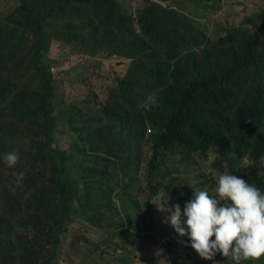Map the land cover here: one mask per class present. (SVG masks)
Instances as JSON below:
<instances>
[{"label":"clouds","instance_id":"9594fccd","mask_svg":"<svg viewBox=\"0 0 264 264\" xmlns=\"http://www.w3.org/2000/svg\"><path fill=\"white\" fill-rule=\"evenodd\" d=\"M15 1L16 5L8 12H12L19 4L18 0ZM114 1L118 6V11L130 21L136 32L140 22H149L146 19L149 3L158 4L163 9L174 11L178 17L181 16L170 4V0L162 1V3L156 0ZM72 9L79 11L80 6H73ZM76 15L77 13L71 14L66 22L60 18H51L52 16L45 20H52L50 29L63 35L69 29L80 30L81 21ZM261 15L260 12L251 19L257 20V17ZM155 19L156 17H151V21L154 22ZM185 23L194 29L190 22L185 21ZM234 27L238 30H247L249 34H254L256 31L255 22L252 24L250 19ZM229 33L224 30V34L218 38L222 39ZM45 34L48 39L45 52H49L48 57L53 60L52 65L48 68V75L53 77L52 75L56 72L58 74L60 72L54 69L55 58L50 54H54L56 47H61L63 42L59 39L60 37H54L49 33ZM100 36L104 38L103 35L100 34ZM118 36L116 32L111 33V38H118ZM201 36L205 35L202 34ZM195 38L198 45L183 49L186 54L180 55V58L177 59L181 60L182 73L178 83H171L169 93L176 101L175 116L182 123L188 122V125L195 126L202 123L206 117L210 119V123L213 120L218 121L212 128L210 127L214 133L215 142L210 145L205 155L203 156L199 151L192 149L191 142L184 132L185 127L182 125L177 124L175 126L183 134L181 140L166 138L161 128L164 124L161 116L166 112L165 105H160L156 119L144 121L145 132L140 139L134 131L135 135L130 137L125 125H121L109 110L108 93L115 86L110 88L106 94L103 105L93 110H85L77 105L72 106L63 103L55 96L54 90L51 88L57 120L56 135L59 124L70 126V129L77 131L76 136L68 145L71 152L63 151L61 154L65 153L67 159H74L85 166L86 161L90 162L94 158L93 153L82 156L80 149L76 148L74 143L82 146L88 152H95V145L93 144L102 141L103 134L108 135L107 140H110L111 144L112 142L121 143L124 154L117 161V167L112 171L109 168L104 176L95 173L80 177L82 170L94 168V163L90 167L86 166V168L77 171L75 173L77 175L71 179L68 177L64 163L67 178L77 183L71 197L65 202V208L59 206L58 191L55 190V186L52 197L49 199L42 197V194H45L42 186L45 184L42 185V181H38L40 177L32 178L27 182L26 173L19 172L15 174L17 181L12 184H8L5 180L3 184L10 188L11 192L5 193L0 189V221L7 224L5 235L13 237L11 242L15 248L19 247L17 242L21 239H28L33 242L28 236L36 230H39L40 237L34 236L37 238L34 244H38L41 241L43 229L54 227L57 230L52 235L50 242H41L58 255L61 237L69 227V215L75 212L74 203L77 201H80L84 208L82 214L85 215V222L93 227H103L101 223L104 221V215L98 209L102 207L100 201L103 199L102 189L105 187L109 190L104 192L106 202L103 212L111 214L104 232L100 235L97 246L92 252V257H96L97 264H100V261L101 264H136L135 252L141 253L146 249L158 246H162V252L167 257L169 254H174L176 264H180L177 261V256H182L188 262L190 261L188 255L194 258L196 254L204 260H210L204 264H215L219 260L215 256L219 253L224 257L226 264H246L245 261L259 260L264 256V155L259 157V165L263 166L262 171L257 170L258 157L247 154L237 159L235 171L229 172L225 167V158L228 157L233 160L235 155L232 152H225L224 149L234 142L237 122L228 111L232 103L228 102L229 99L223 105L222 111L219 109L214 117L211 115L212 107L210 104L216 96L227 98V93L231 91L233 82H231L230 74L227 71H218L220 57L216 53L217 48L208 49L205 47L203 39ZM95 40L96 47H89L85 56L89 57L90 54L106 56L107 52L102 49L103 42ZM260 45L264 48V37L260 41ZM65 46L67 47V42ZM218 46L219 43H217ZM229 48L234 49L233 45H229ZM77 52L74 50L72 54ZM233 56L237 59L242 57L236 50ZM42 65L40 64V66ZM68 115L72 116L71 122L66 119ZM259 131L264 134L261 127ZM56 135L52 144L55 149ZM156 136L157 139H155ZM154 141H160L162 144L161 151L156 158H154L153 150ZM127 149L129 150L128 153H126ZM144 150L148 151L151 159L148 173L145 175L147 178L145 190L139 186L141 173L139 167ZM208 154L217 157L212 164L214 171L207 174V176L213 177L208 178L209 181H213V185L206 187L193 184L190 187L188 176L197 170L200 161L206 159ZM220 160H223V163L219 164ZM3 161L9 168L18 167L20 164L19 152L17 150L7 152ZM223 169L225 171H222ZM44 171L45 163L43 162L39 164L36 173H29L31 177H34L38 172L43 174ZM256 171H258L259 178L252 182L249 179L251 174ZM47 172L49 177L58 178L57 174H52L51 166ZM113 189L121 191L119 193L121 200L119 208H112L107 199L111 196ZM208 189H213L214 192L209 193ZM34 194H37V201L27 204L26 200L29 201V198ZM159 195H163L165 198L164 207L161 208L156 204L159 211L155 213V216H150L148 215L151 208L150 201ZM88 196L91 200L90 203L86 202ZM95 203L98 205L92 207L91 204ZM21 207H32L33 212L30 217L15 222L14 217L18 215ZM165 212H169L170 215L166 217L163 215ZM28 218L29 222L26 224ZM35 218L43 226L42 228L31 223ZM162 221L163 223L170 222L175 232L183 237L173 238L188 248L186 253L181 252L179 248L175 250L171 242L172 238H155L151 235H154L155 232H162V227H164V224H161ZM60 222L63 229L62 233L58 235ZM55 224H58V227H55ZM141 236H146L147 239H142ZM115 239L118 240V243L114 242ZM58 261L59 259L55 260L54 264ZM161 262L165 264V261H160V264Z\"/></svg>","mask_w":264,"mask_h":264},{"label":"trees","instance_id":"16d2710c","mask_svg":"<svg viewBox=\"0 0 264 264\" xmlns=\"http://www.w3.org/2000/svg\"><path fill=\"white\" fill-rule=\"evenodd\" d=\"M18 1L19 4L12 12H4L0 9V116H7L2 105L6 100L11 99L14 103H19L17 117L24 124V137L21 138L20 145L7 152L17 150L20 161L29 158L31 167L45 163L43 174L38 172L31 177L28 172L26 181L40 177L38 181L45 183L42 187L48 197H52L55 186V190L58 191L59 206L65 208V202L71 197L77 183L66 176L63 164L67 155L65 153L59 155L60 153L52 146L57 120L51 87L46 84L45 89L41 91L31 89L28 84H19L11 75L3 74L1 69L4 51L8 46L19 54L33 52L37 57V64H43V71L48 70L53 60L48 57L49 52H45L48 39L43 29L45 24L50 25L52 21L45 20L49 16L66 22L71 14L77 13L76 17L81 21L80 31H85L88 38L102 41V49L107 52L105 54L107 57L115 55L133 61L124 76L118 79L115 88L108 93L109 110L121 125H125L130 137L136 132L142 139L145 132L144 121L156 119L160 105H165L166 112L161 116L164 124L161 128L166 138L170 140L183 138V134L175 127L178 124L185 127L184 132L191 142L192 149L199 151L203 156L215 142L210 127L212 128L218 121L213 120L210 123V119L206 117L202 123L191 126L188 122L182 123L175 116L176 101L169 90L171 83H178L181 77L182 64L181 60L177 59L180 55L186 54L183 49L196 46L198 42L191 34L194 29L188 23L181 22L174 11L149 3L146 16L149 22H140L136 32L130 21L118 11L114 0ZM76 5L80 6L79 11H73L72 8ZM257 14L260 13L252 17ZM152 16L156 17L154 22L151 21ZM255 26L254 34H249L247 30H238L236 27L226 28L225 31L230 33L217 42L219 46L216 53L220 57L218 71H227L233 83L227 98L216 96L210 106L211 115L214 117L219 109L222 111L227 99L228 102H232L228 111L237 122L236 136L234 142L224 149L227 153L235 154L233 160L225 158V167L229 172L235 171L237 159L246 154L258 157L257 170H263V166L259 165V157L264 155V134H261L259 129L261 127L264 130V48L260 45L264 37V16L257 17ZM112 32L118 33V38H111ZM81 40L70 36L67 48L70 49L74 45L81 46L84 44ZM229 45H233L234 49H230ZM83 48L89 51V47ZM235 50L242 56L241 58L237 59L233 56ZM41 75L43 73H40L39 69L23 74L30 80ZM66 119L71 122L72 116L68 115ZM107 137V134H103L104 141L93 144L95 152H88L74 143L76 148L80 149L82 156L90 153L94 156L90 161L91 164L95 163L94 168L83 169L81 178L95 173L104 176L109 168L112 171L117 167V161L124 154L123 147L119 142L111 144ZM161 147L160 141H154V158L161 151ZM128 151L127 149L126 153ZM221 163L223 160L219 161V164ZM49 166L52 174H57L58 178L49 177L47 172ZM3 167L0 160V189L9 193L11 189L3 184L6 171ZM258 178L256 171L251 174L249 180L255 182ZM36 197L37 194H34L29 201L26 200V203L37 201ZM31 223L38 228L43 227L36 218ZM6 225L0 221V264H54L58 259L57 253L45 247L41 241L34 244L28 239H21L17 242L19 247L15 248L11 242L13 237L5 235ZM59 227L58 235L63 229L61 222ZM141 238L147 239L146 236ZM188 257L192 259L190 255ZM244 263L263 264L264 256L259 260H249Z\"/></svg>","mask_w":264,"mask_h":264},{"label":"rangeland","instance_id":"374dc122","mask_svg":"<svg viewBox=\"0 0 264 264\" xmlns=\"http://www.w3.org/2000/svg\"><path fill=\"white\" fill-rule=\"evenodd\" d=\"M119 1L121 2V0ZM156 1L162 3V1L166 0ZM170 4L181 15H179V20L181 22H190L194 27L191 34L198 39H203L204 45L208 49L217 48V42L220 40L218 37L224 34L226 28L239 26L242 22L248 21L249 19L253 24L256 20L251 19V17L256 13L264 11V0H170ZM15 5V0H0V9L4 12L10 11ZM262 16H264V12ZM133 25H135L134 22ZM43 30L45 33L54 35V37H60L59 39L63 42L61 47H56L54 54H50V56H54L55 58L54 69L59 71L60 74L56 72V74L52 75L53 77H50L48 75V70L43 71L42 66L37 64V57L33 52L19 54L11 50L8 46L5 48L4 60L1 66L3 74L11 75L19 84H28L31 89L41 91L46 84H48L54 90L55 96L59 100L72 106L77 105L85 110H93L102 106L110 88L116 86L118 79L122 78L128 65L133 61L122 57H103L100 54H90L89 57L85 56L86 50L83 47L93 48L96 46V40L88 38L85 31H73L69 29L67 33L61 35L52 31L49 23L45 24V29ZM202 34L205 36H201ZM70 36L76 39H82L81 43L83 42L84 44L81 46L74 45L68 50L65 43L69 42ZM74 50L78 52L72 54ZM35 69H39L40 73H43V75L32 80L23 76L24 73L33 72ZM2 108L5 109L7 116H0V160L5 167L3 168L6 169L4 179L8 184H12L14 181H17L16 173L24 172L27 175L28 172H31L34 174L39 168V165L31 167L30 159L28 158L20 161L18 167L14 168H9L4 163L3 157L6 152L20 145L21 138L24 137V124H22L17 117L20 108L18 102L14 103L11 99H8L4 102ZM56 130L58 134L56 135L54 146L57 152L60 153L59 155H61L63 151L67 153L71 152V148L68 147V145L76 136L77 131L70 129V126H61V124L58 125ZM216 158L217 157L213 154H208L206 159L200 161L197 170L188 176V184L190 187H192L193 184L206 187L213 185V181H209L208 179L213 177L207 176V174L214 171L212 164ZM150 161L151 159L148 151L144 150L141 165L139 167L141 172L139 186L143 190H145L147 186V178L145 175L148 173ZM84 164L85 166L74 159H67L65 161V168L68 172V177L73 179L77 175L75 174L77 171L86 168V166H91V163L88 161ZM222 171H225V169ZM41 184L44 185L45 183L42 181ZM102 190L103 199L100 201L102 207L98 210L102 211V215H104V221L101 223L103 227L88 225L85 222V215L82 214L84 208L81 202H75V212L69 215V227L61 237L58 249L59 261L56 264H97L96 257H92V252L97 246L100 235L104 232V228L111 214L109 212L107 214L103 212V207L106 202V195L104 192H108L109 188L104 187ZM208 191L209 193L214 192L213 189H208ZM120 192L121 191L118 189H113L111 196L107 198L112 208H119L121 205V200L119 198ZM42 197L49 199L46 194H42ZM89 198L88 196L86 200L87 203L91 201ZM164 202L165 198L163 195L152 198L148 215L155 216V213L159 211L157 205L163 208ZM91 205L95 207L98 204L95 203ZM84 206H86V204H84ZM32 212V207H21L18 215L14 217V221L18 222L25 217H30ZM163 215L167 217L170 213L165 212ZM4 217L7 218V216ZM28 222L29 218L26 224H28ZM161 224H164L162 232H155L154 235H151L153 237L155 236V238H172L171 242L175 250L179 248L181 252L186 253L188 248L174 239L183 237H180L179 234L175 232L170 222L163 223L162 221ZM55 227H58V224H55ZM56 230L57 228L55 229L54 227L44 228L40 240L44 243L50 242ZM34 236L40 237L39 230L33 231V233L28 236L33 240L32 243L37 239ZM114 242L118 243V240L115 239ZM162 250V246H158L152 249H146L141 253L135 252L137 257L136 264H160V261H165V264H176L175 255L169 254L167 257ZM215 257L219 258L215 264H226L224 257L220 253ZM177 261L180 264H193L195 262L204 264L210 260H204L196 254L195 257L188 262H186L182 256H177ZM161 264H163V262H161Z\"/></svg>","mask_w":264,"mask_h":264}]
</instances>
